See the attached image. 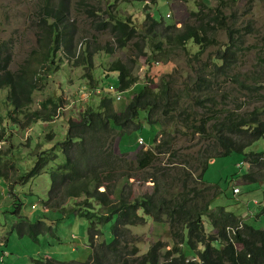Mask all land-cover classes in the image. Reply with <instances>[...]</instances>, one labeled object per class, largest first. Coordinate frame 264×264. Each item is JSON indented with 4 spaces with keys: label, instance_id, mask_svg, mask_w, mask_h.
<instances>
[{
    "label": "rangeland",
    "instance_id": "1",
    "mask_svg": "<svg viewBox=\"0 0 264 264\" xmlns=\"http://www.w3.org/2000/svg\"><path fill=\"white\" fill-rule=\"evenodd\" d=\"M51 1L56 3L60 0ZM65 1L70 5L67 20L75 30H72L73 46L78 45L79 49L85 44L94 49L115 45L112 33L99 27L105 11L117 18H130L141 31L147 24L146 11L160 9L161 14L156 11L155 16H164L168 24H176L181 29L185 23L195 24L191 13L199 10L200 6V11L206 12L203 3L206 2L210 9L222 10L229 27L240 37L241 50L228 76L222 77L212 73V60L219 53L223 54L229 42L225 30L216 31L218 43L207 48L200 62L182 50L166 58L153 47L146 48V56L138 58L135 45L139 38H136L125 49H116L113 55L107 56L103 51L95 55L92 69H95L93 76L97 84L94 87L85 79V69L71 67L69 62H66L67 65L62 63L60 71L47 89L34 96L31 107L35 111L40 108L41 102L50 97L61 99L63 102H60L56 120L52 123H33L29 128L19 125L26 121L22 115L17 116L20 119L18 123L10 118V114H14L7 100L8 91L0 89V264H34L33 260L41 257H53L68 263H85L90 260L93 254L90 221L72 210L74 201L69 200L64 210L46 209L50 173L64 160V156L60 154L56 161L50 162L32 178H27V174L34 167L40 153L64 140L68 121L78 120L82 110L90 105L98 109L101 107V99L106 96L108 99L113 97L115 109L121 112L144 85L145 93L159 100L157 85L161 81L169 82L173 91L179 92L183 100H180L179 110L173 118L162 111L154 116L163 123V128L159 123L149 124L147 112L140 111L138 129L132 130L131 135L123 141L130 146L138 142L137 150L122 154L125 157L122 171L127 170L132 176L131 185L126 189L132 187L134 197L156 192L154 176H164L167 191H189L192 192L191 196L196 194L199 198L205 195L207 200L215 199L219 193L215 206H224L246 223L264 229V211L261 206H264V181L249 183L244 178V174L251 169L258 172L261 170L260 176H264L263 166L249 159L245 160L243 168H239L244 155L235 152L211 160L205 174L207 182L200 176L202 157L209 151L214 153L216 149L218 118L222 121L229 120L232 114L252 116L256 113L253 118L260 116L259 121H264V0H142L143 3L110 0L106 7L103 3L105 0ZM44 3L45 0H0V44L8 43L11 47L10 68L13 71L18 70L28 59L32 50L43 53L44 48L40 44L42 31L38 27H45L42 22L39 24L46 11L43 9ZM87 10L94 14H88ZM51 22L49 19L47 24ZM63 49L58 54L61 59L65 56ZM147 57H153L151 62H147ZM117 61L132 67L139 81L135 89L122 94V100L116 99V93L109 90L111 84L119 86L118 73L105 76L108 68L116 65ZM219 64L222 65V62ZM200 74L214 81V89L209 94L197 92L194 88L193 82ZM192 88L193 92L188 93V89ZM204 118L214 120L209 123L208 132L201 134L195 128L196 125L201 127ZM119 138L114 141V153L119 152ZM140 138H144V144ZM135 139L139 141H133ZM160 145L168 152L162 153L157 148ZM151 150L155 154L152 165L143 169L138 162V153L144 155L143 152ZM220 151L218 149V153ZM250 151H264V139L248 148ZM237 189L239 193L242 192L239 196L234 195ZM160 190L163 191V187ZM205 201L203 197L199 198V205L203 207ZM39 219L42 220L40 224L36 221ZM27 220L35 224L31 233L27 231L29 224L24 222ZM114 222L110 220L104 226V235L98 238V242L103 239L108 242L114 240ZM17 223L21 224L16 226ZM131 229L135 245L140 249L139 257L160 242L163 259L174 246L181 247V240L175 238L170 220L161 224L149 218L147 224L131 226ZM196 247L195 251L198 250ZM196 257L195 254L190 256L193 261L198 260L199 256Z\"/></svg>",
    "mask_w": 264,
    "mask_h": 264
},
{
    "label": "trees",
    "instance_id": "2",
    "mask_svg": "<svg viewBox=\"0 0 264 264\" xmlns=\"http://www.w3.org/2000/svg\"><path fill=\"white\" fill-rule=\"evenodd\" d=\"M109 1L103 2L106 4L105 7ZM134 1L143 3L142 0ZM55 2L45 0L43 5L46 11L39 24L42 22L45 27H38L42 31L40 39V44L44 48L42 54L32 50L28 59L19 66L18 70L13 71L10 68L11 47L8 43L0 44V89L8 91L7 100L14 114V116L10 114V118L18 123L20 119L17 116L22 115L26 120L19 124L21 127L25 126L22 128H29L37 122L52 123L56 120L60 102H63L61 99L50 97L41 102L40 108L35 111H32L31 107L34 104V96L46 90L60 71L62 61L60 64L56 58L59 59L57 54L63 48H65L63 49L65 55L70 52L75 57L71 62V67L85 69V79L91 86H95L97 82L93 76L95 69H92L95 55L100 51L106 52L107 56L113 55L116 49H125L136 38H139L135 45L138 58L143 55L145 57L144 50L153 47L158 51L157 53L164 54L166 58L182 50L188 56H195L200 62L207 48L218 43L216 31L225 30L229 35V42L223 54L219 53L212 60L215 70L212 73L222 77L228 76L229 71L237 63L238 52L241 50L240 37L235 30L229 27L222 10L210 9L206 2H203L206 12H201L200 6L199 10L191 13L195 24L185 23L181 29H178L176 24H168L164 16H155L156 11L161 14L160 9L146 11L147 24L141 31L130 18H117L105 11V17L100 19L99 27L112 33L114 46L94 49L91 45L85 44L79 49L74 48L73 45H62V43H68L70 41L68 37L73 34L69 20H67L70 5L65 0ZM156 7L158 8V3ZM87 12L90 15L94 14L88 10ZM49 19L52 22L47 24ZM151 59L153 57H147V62H151ZM220 62L222 65L219 64ZM108 70V72L114 71L119 74L118 80L122 91L128 92L136 88L135 85L139 81L132 67L117 61V64H113ZM193 83L196 91L200 93L209 94L214 89V81L201 74ZM144 87L145 85L135 95V99L121 112L115 109L112 98L101 99V107L98 109L90 105L82 110L78 120L68 121L64 140L39 154L27 178L41 173L50 162L56 161L60 154L64 156V160L59 162L50 173L51 184L49 199L45 203L46 209L64 210L67 202L73 200L72 210L90 221V244L93 254L85 263H68L53 257L36 258L33 263L264 264V229L246 223L239 215L227 210L224 206H215V199L219 193L215 199L209 200L202 195L201 197L206 201L201 207L199 202L201 197L197 198L196 194L191 196L192 192L167 191L164 176H154L157 184L156 192L134 197L132 187L129 190L126 189L131 185L132 176L127 170L122 171L125 161L122 154L137 150L138 142L130 146L128 142L123 141L131 135L132 130L138 129L137 121L140 111L147 112L149 124L159 123L163 128V123L154 116L162 111L167 113L168 117L173 118L174 113L179 110L180 100H183L181 94L174 92L167 81L165 83L161 81L157 85L159 100L147 95ZM192 92L193 88L188 89V93ZM255 115L256 113L252 116L232 114L229 120L217 119L215 152H207L200 161L202 168L200 176L204 181H206L205 174L212 159L216 160L217 157L229 156L235 152L244 155V161L239 163V168H243L245 160L249 159L256 165L264 167V151L248 152V148L264 139V121H259L260 116L253 118ZM213 120V118H204L201 127L198 128L196 125L195 129L201 134H206L208 125ZM117 137H120L119 152L114 153L113 146H115L114 141ZM50 140L53 141V139ZM133 141H139V139ZM157 148L162 153L168 152L163 149V145ZM218 149L221 150L219 153ZM143 153L144 155L138 153V162L143 169H146L152 165L155 154L153 150ZM0 160H2L1 156ZM260 171L248 170L244 178L249 183L264 181V176H260ZM161 187L163 191L160 190ZM241 193L234 192V195L239 196ZM261 206L263 212L264 206ZM149 218L161 224L170 220L174 226L175 238L181 240V247L174 246L172 250L167 251L165 259H163V253L160 252L161 242L152 247L147 254L139 257L140 249L135 245L131 226L147 224ZM110 220H115L114 240L108 242L103 239L98 242V238L104 235V226ZM36 221L40 224L42 220ZM24 222L29 224L27 231L31 233L35 224H31L29 220ZM20 224L17 223L16 226ZM20 229L24 230L23 227ZM195 246H197V251L194 249ZM199 247L204 250L202 251ZM191 254L197 256L195 259L199 256L198 260L193 261L190 258Z\"/></svg>",
    "mask_w": 264,
    "mask_h": 264
},
{
    "label": "bare ground",
    "instance_id": "3",
    "mask_svg": "<svg viewBox=\"0 0 264 264\" xmlns=\"http://www.w3.org/2000/svg\"><path fill=\"white\" fill-rule=\"evenodd\" d=\"M73 31H75L74 29H73V27H70ZM68 39L70 40L68 43H62V45H73V42H74V39H73V36L71 35V37H68ZM74 47V46H73ZM76 48L78 47V45L77 46H75ZM74 47V48H75ZM69 49H70V47H68ZM67 48V49H68ZM65 49V48H64ZM31 53V52H30ZM60 52H58V54H59ZM58 54H57V57H58ZM59 59H57L56 58V60H59L60 61V64H61V61H62V63H65L66 65H67V63L69 62V63H71L72 61H74V59H75V57H74V55L72 54V53H70V52H68L65 56H63V58L64 59H62L61 60V58L60 57H58ZM67 62V63H66ZM62 65V64H61ZM109 73H117V72H114V71H110V72H108V74H105V76L106 77H108L109 76ZM118 77H119V74H118ZM96 84H97V82H96ZM95 84V85H96ZM137 84H138V82H137ZM136 84V85H137ZM135 85V86H136ZM94 89V88H93ZM171 89H172V86H171ZM109 90L110 91H112V92H114V93H116V99H118V100H122V94L123 93H125L126 91H122L121 90V84H119V86L118 87H116V86H114L113 84H111L110 86H109ZM132 90V89H131ZM97 91V90H96ZM98 92H100L99 90H98ZM103 98H106V96L105 97H103ZM111 98H113V97H111ZM8 253H6L5 255H7Z\"/></svg>",
    "mask_w": 264,
    "mask_h": 264
},
{
    "label": "built area",
    "instance_id": "4",
    "mask_svg": "<svg viewBox=\"0 0 264 264\" xmlns=\"http://www.w3.org/2000/svg\"><path fill=\"white\" fill-rule=\"evenodd\" d=\"M141 139V143L144 144V138H140ZM236 193H239V189L236 190Z\"/></svg>",
    "mask_w": 264,
    "mask_h": 264
}]
</instances>
